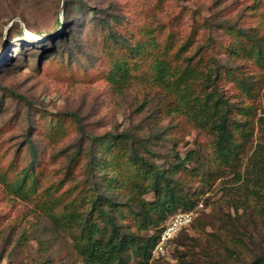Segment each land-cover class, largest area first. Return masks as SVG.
Listing matches in <instances>:
<instances>
[{
  "label": "rangeland",
  "instance_id": "374dc122",
  "mask_svg": "<svg viewBox=\"0 0 264 264\" xmlns=\"http://www.w3.org/2000/svg\"><path fill=\"white\" fill-rule=\"evenodd\" d=\"M62 1L0 0V264H82L69 233L44 211L49 205L45 190L57 203L53 216L60 219L64 205L79 202L89 177L86 157L68 167L69 159L88 151L90 137L105 133L128 137L140 157L164 170L177 158L188 157L186 168L198 172L189 174L185 191L195 196L190 208L198 203L203 208L173 241L169 254L148 264H238L264 258V218L228 206L229 196L237 199L229 191L233 176L228 171L222 179L211 175L207 163L215 157L210 136L168 113L169 101L143 80L134 79L127 89L116 90L107 72L114 59L126 55L108 42L107 29L99 25V19L114 15L118 23L109 26L130 42L146 40L142 29H151L159 48L169 38L176 48L190 37L196 48L210 37L215 52L221 53L220 64H244L243 71L258 75L262 71L255 66L223 54L237 40L218 26L235 23L263 33L264 0H69L66 11ZM147 67L138 65L132 73L140 75ZM223 86L227 96H238L234 83L225 81ZM242 100L255 108L253 115L241 117L249 118L254 127L241 156L244 168L264 111L260 97L254 103ZM28 140L36 151L39 183L36 193L21 199L11 183L28 162ZM143 199L151 201L153 196ZM116 200L124 202L121 197ZM181 211L168 213L157 230L143 234L157 233ZM120 222L133 223L129 216ZM137 261L133 258L130 264Z\"/></svg>",
  "mask_w": 264,
  "mask_h": 264
},
{
  "label": "trees",
  "instance_id": "16d2710c",
  "mask_svg": "<svg viewBox=\"0 0 264 264\" xmlns=\"http://www.w3.org/2000/svg\"><path fill=\"white\" fill-rule=\"evenodd\" d=\"M62 3L66 11L71 2L63 0ZM75 6L80 7L81 3L75 2ZM111 22L118 23L117 17L109 15L108 19H99V25L107 29L108 42L119 47L126 56L111 62L107 81L119 92L127 89L134 79L159 90L163 99L169 101L165 108L168 113L186 119L210 136L215 157L214 162L207 163L211 175L222 179L228 171L233 176L229 191L235 192L237 199L229 196L228 206L236 212L248 209L264 218V117L257 121L259 131L254 151L244 168L241 163V156L254 133L249 118L241 117L253 115L255 110L252 104H244L242 98L254 103L260 97L264 111V32L260 34L235 23L218 26L237 40L224 48L223 54L234 62L250 63L262 71L256 75L243 71L244 64L234 67L220 64L217 56L221 53L215 52L210 37L196 48H192L193 37L176 48L169 38L168 43L159 48L153 30L142 29L141 34L147 39L130 42L111 29ZM145 63L148 67L142 74L132 73ZM225 81L234 83L238 96L226 95ZM88 141V151L74 154L67 165L70 167L81 156L87 158L85 172L89 177L79 202L64 205L57 219L51 211L57 203L49 200L51 194L46 189L49 205L44 211L69 233L82 264H130L133 258L138 260L137 264H148L164 225L150 236L143 232L157 230L168 213L191 209L195 196L188 195L185 188L187 177L189 174L197 176V169L186 168L190 161L187 157L177 158L176 163L164 170L140 157L133 142L124 135L105 133ZM26 143L28 162L11 183L13 193L21 199H29L36 193L39 183L36 151L33 143L29 140ZM146 194H151L153 199L144 200ZM118 197L124 198L123 204L116 200ZM127 216L132 225L120 222ZM238 264H264V258L256 257Z\"/></svg>",
  "mask_w": 264,
  "mask_h": 264
},
{
  "label": "built area",
  "instance_id": "2783aa9c",
  "mask_svg": "<svg viewBox=\"0 0 264 264\" xmlns=\"http://www.w3.org/2000/svg\"><path fill=\"white\" fill-rule=\"evenodd\" d=\"M202 206V203H198L196 207L178 212L165 222L152 250V260L169 254L173 241L183 230L190 227L197 216V211L202 209Z\"/></svg>",
  "mask_w": 264,
  "mask_h": 264
}]
</instances>
